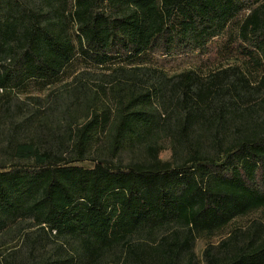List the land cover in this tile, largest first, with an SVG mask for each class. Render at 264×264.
<instances>
[{
	"label": "trees",
	"instance_id": "obj_1",
	"mask_svg": "<svg viewBox=\"0 0 264 264\" xmlns=\"http://www.w3.org/2000/svg\"><path fill=\"white\" fill-rule=\"evenodd\" d=\"M77 59L101 73L53 92L63 130L32 136L13 95ZM184 64L209 72H167ZM0 130V234L27 224L26 264H200V236L264 210V0H0ZM203 260L264 264V222Z\"/></svg>",
	"mask_w": 264,
	"mask_h": 264
},
{
	"label": "rangeland",
	"instance_id": "obj_2",
	"mask_svg": "<svg viewBox=\"0 0 264 264\" xmlns=\"http://www.w3.org/2000/svg\"><path fill=\"white\" fill-rule=\"evenodd\" d=\"M240 66L242 67V70L248 75L249 78H251L252 83H256L259 79V75L255 72H253L247 65H244L243 62L238 61L237 59H232L231 61L224 63L223 67L228 66ZM216 67V66H215ZM221 67H219L220 69ZM216 68H210V70H216ZM193 70L201 74H208L209 70L201 69L200 66L197 65H189L184 64L178 69H172L167 71L170 75L179 74L185 71ZM102 70L93 68V67H87L81 60L77 59L72 66L69 67L67 72L65 73L64 77L55 85L51 87H43L39 85H32L30 86L25 93H17L13 96H17L20 101H24L25 104H27V112L28 114H37V123L36 128L31 133L32 136H40L43 140H52L57 134H60V132L63 130L62 128V122L63 117L61 114V110L58 108H55V102L54 99H51V94L56 91H60V89H63V87L68 86L75 76H78L79 74L83 72H88L92 74H98L101 73ZM60 93V92H59ZM62 98V97H60ZM74 106V104L72 105ZM1 131V130H0ZM10 133L7 131L3 132V135H0V149L1 146H4L6 144L7 137H10ZM162 144V154L161 158L164 161L171 160L172 157V149L171 145L168 141L163 140L161 142ZM98 148V147H95ZM1 158V155H0ZM121 159L124 161V163H129L131 160H133V155L131 152L124 150L121 153ZM85 166H90V162H86L84 164ZM254 220H260L264 222V210L254 212L246 217H241L236 220H234L228 227H226L224 230L212 235H202L200 236L196 243H195V254L197 255L198 259L200 260V264H205L203 260V252L208 246H214L217 247L222 240H224L226 237L229 236L231 231L241 228L245 229L248 227V225L254 221ZM27 226V224H24L22 226H17V228L10 229L8 231H5L4 233L0 234V259H3L7 255H9L12 252H16V259H18L19 264H26V257L25 253L23 251L22 247V231Z\"/></svg>",
	"mask_w": 264,
	"mask_h": 264
}]
</instances>
